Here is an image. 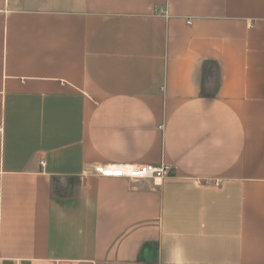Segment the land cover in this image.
I'll return each instance as SVG.
<instances>
[{
    "label": "crops",
    "instance_id": "0c3cea01",
    "mask_svg": "<svg viewBox=\"0 0 264 264\" xmlns=\"http://www.w3.org/2000/svg\"><path fill=\"white\" fill-rule=\"evenodd\" d=\"M0 126V264H264V0H0Z\"/></svg>",
    "mask_w": 264,
    "mask_h": 264
},
{
    "label": "built area",
    "instance_id": "2783aa9c",
    "mask_svg": "<svg viewBox=\"0 0 264 264\" xmlns=\"http://www.w3.org/2000/svg\"><path fill=\"white\" fill-rule=\"evenodd\" d=\"M1 132L2 127L0 126V133ZM89 171L100 176L126 178L132 182L151 180L155 186L159 185L165 177L172 173L171 167L167 165L156 166L153 164H93L91 165Z\"/></svg>",
    "mask_w": 264,
    "mask_h": 264
},
{
    "label": "rangeland",
    "instance_id": "374dc122",
    "mask_svg": "<svg viewBox=\"0 0 264 264\" xmlns=\"http://www.w3.org/2000/svg\"><path fill=\"white\" fill-rule=\"evenodd\" d=\"M211 80H212V82H213V77H212V79H211Z\"/></svg>",
    "mask_w": 264,
    "mask_h": 264
}]
</instances>
